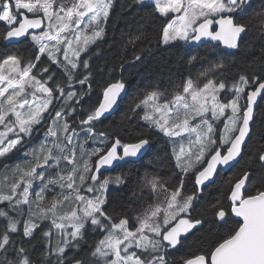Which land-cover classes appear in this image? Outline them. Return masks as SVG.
Masks as SVG:
<instances>
[{"label":"snow or ice","instance_id":"obj_1","mask_svg":"<svg viewBox=\"0 0 264 264\" xmlns=\"http://www.w3.org/2000/svg\"><path fill=\"white\" fill-rule=\"evenodd\" d=\"M113 8L114 0H0V43L26 45L0 56V264H264V143L253 127L264 101V0H125L126 16L144 14L95 85L92 53ZM182 45L207 46L210 56L187 61L207 66L133 100L126 119L138 116L145 131L98 132L127 92L126 65ZM156 137L167 141L170 173H146L127 206L111 207L110 186L131 179L105 171L143 158ZM206 225L215 229L206 245L179 254ZM90 230L99 237L91 244Z\"/></svg>","mask_w":264,"mask_h":264},{"label":"trees","instance_id":"obj_2","mask_svg":"<svg viewBox=\"0 0 264 264\" xmlns=\"http://www.w3.org/2000/svg\"><path fill=\"white\" fill-rule=\"evenodd\" d=\"M261 0H253V6L259 7ZM125 0H115L112 15L110 17L107 36L105 40L100 44V54H95L93 49L91 65L94 73L95 85H99L104 80L109 78V73L114 67L119 64L120 53L123 51L121 48L122 37L124 36L127 27L132 23L134 19H138L139 16L144 13L140 10L132 13L130 16H126L123 12ZM152 35V33H149ZM248 39L247 37L245 38ZM24 44H10L5 46L0 43V56L6 53L15 54L24 49ZM218 53H229L234 50L228 49H216ZM245 54V49H241V52L237 54L235 58L239 59ZM192 55H199L201 57H208L211 55V50L207 46H200L189 48L188 45H182L179 48H153L152 51L145 55L143 62L138 63L135 67H128L126 65L125 78L127 80L128 92L123 100L120 101L118 110L103 120L102 124L97 125L98 132H121L123 135V127L131 125V129L138 128V131L133 132V135H139L145 131L139 117L136 116L129 121L126 116L129 114L128 109L133 103V100L140 96L141 93L158 88L159 90H171L175 85L181 84L187 73L191 72L195 76L199 71L207 66L206 63L201 62L192 68L188 65V58ZM131 59L130 53L127 56ZM232 58V57H229ZM119 69L114 75H118ZM95 91H99L96 87ZM89 99V98H86ZM95 93L91 96L89 102L95 101ZM264 113V101L260 103L257 111V120L254 124V139L264 143V127L260 124V115ZM154 147L150 152L139 160L120 161L115 167H113L105 175L116 176L118 174L129 175L131 182L127 186H121L120 188H113L109 191V201L111 207L120 208L121 206H127L131 202L132 192L136 190V181L138 178H142L146 173H151L153 170L160 171L162 173H170V165L168 160L169 147L166 139L156 137L153 139ZM22 155L11 160V163H17L22 160ZM247 157L240 164L236 165V168L231 169L226 173L221 174V178L217 180L216 185L209 187L205 192L206 200H213L219 195L218 189L222 190V180L237 169L246 166ZM168 179L174 181L175 177L169 174ZM261 179V172L257 168V175L254 178V182H258ZM187 187L191 190V183L189 182ZM208 226H205V230L201 233H197L196 236L191 237L186 243L185 247L181 249L179 254H185L187 249L195 252L197 249L206 245L208 240L211 239L215 232L207 231ZM200 237L201 239H197ZM98 235L89 231L87 240L88 243H93L98 239Z\"/></svg>","mask_w":264,"mask_h":264},{"label":"water","instance_id":"obj_3","mask_svg":"<svg viewBox=\"0 0 264 264\" xmlns=\"http://www.w3.org/2000/svg\"><path fill=\"white\" fill-rule=\"evenodd\" d=\"M188 47H189V48H194V47H200V46H196V45H188ZM228 50H229V49H228ZM127 92H128V87H127ZM127 92H126V94H127ZM126 94L123 95V98H122L121 100H123V99L125 98ZM121 100H120V101H121ZM261 102H262V101H261ZM261 102H260V103H261ZM119 103H120V102H119ZM260 103H259V106H260ZM259 106H258V108L256 109V111H258ZM117 110H118V108H116V109H115L113 112H111L110 114H107V118L110 117L111 115H113ZM253 126H254V125H253ZM139 159H141V158H137V159H135V160H139ZM135 160H134V161H135ZM117 164H118V163H117ZM115 166H116V165H115ZM115 166H114V167H115ZM112 168H113V167H112ZM112 168H110V169H108L107 171H105V173L108 172L109 170H111ZM105 173H104V174H105Z\"/></svg>","mask_w":264,"mask_h":264},{"label":"rangeland","instance_id":"obj_4","mask_svg":"<svg viewBox=\"0 0 264 264\" xmlns=\"http://www.w3.org/2000/svg\"><path fill=\"white\" fill-rule=\"evenodd\" d=\"M114 3H115V0H114ZM110 176H111V175H110ZM120 187H121V186H117V185L113 184V185L110 186L109 191H110L111 189H113V188H120Z\"/></svg>","mask_w":264,"mask_h":264},{"label":"flooded vegetation","instance_id":"obj_5","mask_svg":"<svg viewBox=\"0 0 264 264\" xmlns=\"http://www.w3.org/2000/svg\"><path fill=\"white\" fill-rule=\"evenodd\" d=\"M118 163H119V162H118ZM108 172H109V171H108ZM106 173H107V172H106ZM106 173H105V174H106Z\"/></svg>","mask_w":264,"mask_h":264}]
</instances>
